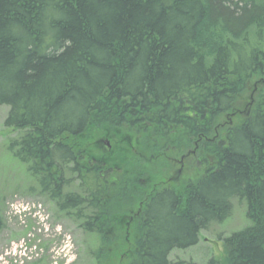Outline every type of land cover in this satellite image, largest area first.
Returning <instances> with one entry per match:
<instances>
[{
	"label": "trees",
	"instance_id": "16d2710c",
	"mask_svg": "<svg viewBox=\"0 0 264 264\" xmlns=\"http://www.w3.org/2000/svg\"><path fill=\"white\" fill-rule=\"evenodd\" d=\"M1 105L19 131L8 151L92 234L98 264H185L171 250L235 198L248 225L206 264H264V0H0ZM110 130L118 156L93 144ZM190 148L198 171L180 184L152 168ZM129 191L146 195L124 240L106 229Z\"/></svg>",
	"mask_w": 264,
	"mask_h": 264
},
{
	"label": "rangeland",
	"instance_id": "374dc122",
	"mask_svg": "<svg viewBox=\"0 0 264 264\" xmlns=\"http://www.w3.org/2000/svg\"><path fill=\"white\" fill-rule=\"evenodd\" d=\"M256 80L252 78L248 83L233 112L238 111L240 115L246 103L254 96ZM7 113L8 106L1 105L0 264H98L97 258L93 255L97 248L92 234L85 231L78 220L60 210L51 199L41 193L35 178L26 171L25 165L8 151L9 140L18 137L19 131L4 126ZM235 114L232 113L225 120L235 121L237 117L234 116ZM126 137L128 139H126V145L135 151L134 136L127 135ZM100 138L94 140L93 144L100 147L102 151H108L110 155L121 154V145H125V138L121 131L110 130ZM137 150L138 147H136V154ZM181 151H183L182 154H171V162L167 159V153L166 156L163 155L160 158L159 166H152L154 170L158 169L162 174L164 173L165 178L171 181L168 184H180L188 179L187 175L198 171L194 149ZM127 156L126 154L125 157ZM130 161L134 162L132 159ZM145 162L141 164L143 170L147 168L144 166ZM131 170L139 171L135 162ZM117 172L120 170L118 169ZM144 182L146 181H143L141 185ZM77 188L78 181L76 180L71 182L66 190H77ZM145 195L135 202L136 195L129 191L128 195H125V200L130 203L129 207L124 201L117 215H114V219L112 217V227L107 228L106 232L111 235H120L122 239L127 240L131 235V224L136 221L140 210L139 205L141 206ZM126 208L131 209V212L126 213ZM246 225H248V220L245 216L244 204L236 198L232 199V211L227 219L222 223H213L208 228L202 229L195 245L185 249H172L168 257L170 260H182L185 264H206L211 257L223 260V244L221 239L218 240V236H226ZM104 251H106L105 248L100 252L104 255Z\"/></svg>",
	"mask_w": 264,
	"mask_h": 264
}]
</instances>
